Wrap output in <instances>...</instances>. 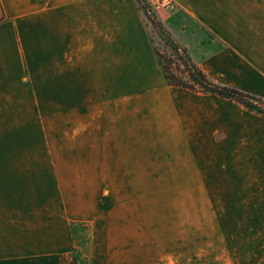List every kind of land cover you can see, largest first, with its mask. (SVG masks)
Returning <instances> with one entry per match:
<instances>
[{"label": "crops", "instance_id": "obj_1", "mask_svg": "<svg viewBox=\"0 0 264 264\" xmlns=\"http://www.w3.org/2000/svg\"><path fill=\"white\" fill-rule=\"evenodd\" d=\"M173 9L199 69L264 100V0H166L165 22ZM144 125L215 215L220 192L264 189V117L168 87L136 0H0V264H202L187 231L160 238L98 198Z\"/></svg>", "mask_w": 264, "mask_h": 264}, {"label": "rangeland", "instance_id": "obj_2", "mask_svg": "<svg viewBox=\"0 0 264 264\" xmlns=\"http://www.w3.org/2000/svg\"><path fill=\"white\" fill-rule=\"evenodd\" d=\"M136 3L153 47L161 54L169 53V48L160 37V30L146 18L137 0ZM163 10L157 15L164 36L187 49L182 45L183 39L176 37L178 32L171 28L191 24V20L181 11L173 9L170 11L174 15L165 22V17H161ZM172 20L175 23H171ZM153 100H138V106L144 109L141 104ZM144 114L147 112L144 111ZM122 119L130 121L129 118ZM142 122L149 124V117L144 116ZM148 130L145 125L140 128L144 142L131 143L132 151H122V173L96 175V180L103 183L98 193L102 204L110 202L111 209L122 204V214L140 217L143 231L158 230L160 238L172 237V234L177 238L183 230L187 231L192 240L191 252L200 253L202 264H259L264 256V189L255 185L242 190L241 183H238L239 189L220 192L222 201L215 215L205 191L200 189L198 176L192 169L191 173H187L186 169L183 173L181 160L172 158L173 144L163 141L165 136L162 134L158 137L160 141L148 142ZM49 138L54 142L48 143V149L54 152L60 147L55 143V136ZM80 231L83 232L81 227ZM196 242H199V249ZM70 259L63 257L64 264H84L80 259L78 263Z\"/></svg>", "mask_w": 264, "mask_h": 264}, {"label": "trees", "instance_id": "obj_3", "mask_svg": "<svg viewBox=\"0 0 264 264\" xmlns=\"http://www.w3.org/2000/svg\"><path fill=\"white\" fill-rule=\"evenodd\" d=\"M137 2L142 5L146 18L156 29L160 30V37L170 50L169 53L161 54L154 47L162 76L168 87L217 96L240 104L249 112L264 117V100L233 88L221 86L210 80L193 61L187 49L164 36L158 15L149 10L147 3L144 0H137ZM259 264H264V256Z\"/></svg>", "mask_w": 264, "mask_h": 264}, {"label": "built area", "instance_id": "obj_4", "mask_svg": "<svg viewBox=\"0 0 264 264\" xmlns=\"http://www.w3.org/2000/svg\"><path fill=\"white\" fill-rule=\"evenodd\" d=\"M151 12L158 14L166 7V0H145Z\"/></svg>", "mask_w": 264, "mask_h": 264}]
</instances>
